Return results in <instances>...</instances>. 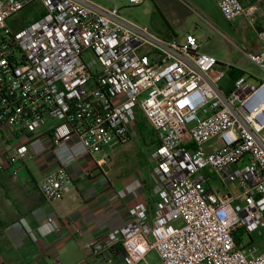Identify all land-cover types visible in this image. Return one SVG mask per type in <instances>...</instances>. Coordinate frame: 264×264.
Segmentation results:
<instances>
[{"label": "built area", "instance_id": "built-area-1", "mask_svg": "<svg viewBox=\"0 0 264 264\" xmlns=\"http://www.w3.org/2000/svg\"><path fill=\"white\" fill-rule=\"evenodd\" d=\"M38 7L23 24L20 15ZM218 8L256 29L258 5L219 0ZM258 38L262 51L247 57L264 75V28ZM217 64L194 35L163 39L116 4L0 0V176L17 179L18 165L48 152L58 165L39 190L60 201L73 188L68 164L102 155L97 168L107 169V149L145 121L159 141L153 176L164 184L162 202L151 225L140 203L118 233L123 264L151 252L160 264H264L253 239L259 232L264 246V77L243 75L227 89L225 73L212 74ZM217 178L239 194L213 188Z\"/></svg>", "mask_w": 264, "mask_h": 264}, {"label": "crops", "instance_id": "crops-1", "mask_svg": "<svg viewBox=\"0 0 264 264\" xmlns=\"http://www.w3.org/2000/svg\"><path fill=\"white\" fill-rule=\"evenodd\" d=\"M177 1L188 18L193 11L184 1ZM185 1L194 3L192 0ZM195 1L200 4L197 7L201 12L207 7L204 1ZM218 1L212 0L216 8ZM239 1L244 7L258 5V13H264V0ZM240 18L244 21L245 17L236 20ZM259 19L256 30L264 28L262 24L258 26ZM187 35L194 34L187 33L174 40L183 42ZM261 51L258 40L257 47L246 54H258ZM236 63L229 65L245 75L254 74ZM224 86H228L226 79ZM139 130L140 137L148 141L150 139V144L154 146L153 166L143 176L138 174L135 178L115 180L110 177L108 169L97 168L96 162L102 155L93 158L82 156L68 164L74 179L72 192L64 199L50 203L39 190L40 182L58 165L56 157L50 153H45L40 159L28 157L23 161L17 179H12L8 173L2 174L0 264H123V251L117 244L118 233L130 222L133 211L140 203L146 205V223L151 225L154 212L162 202L161 191L164 187L153 176L159 145L157 135L145 121H141ZM106 153L110 156V149ZM49 219H53V222L50 223ZM91 242L101 245L103 250L96 254L88 249L86 245Z\"/></svg>", "mask_w": 264, "mask_h": 264}, {"label": "rangeland", "instance_id": "rangeland-1", "mask_svg": "<svg viewBox=\"0 0 264 264\" xmlns=\"http://www.w3.org/2000/svg\"><path fill=\"white\" fill-rule=\"evenodd\" d=\"M101 6L118 5L123 16L144 27H148L153 33L167 40H174L176 37H183L187 33L194 34L201 44V52L209 54L216 58L218 64L212 70V74L225 73L231 68L232 62L243 67L253 76L252 81L257 82L258 78H263V73L249 61L247 54L258 45V31L252 26L247 19L242 18L228 22L222 15L220 9L214 6L212 0H202L207 5L203 9V13L197 6L200 4L192 0L194 3H187L193 11L186 18L185 11L177 0H142L140 5H129L126 0H91ZM180 1V0H179ZM29 8L20 15L23 24H29L42 9ZM189 11V10H188ZM264 12V8H263ZM199 14V16H198ZM259 17H261L259 19ZM259 19L258 26L264 25V13L257 14ZM257 26V25H256ZM257 78V79H255ZM146 123V122H145ZM149 130V128H148ZM148 132V131H146ZM141 131L125 144H113L110 149V164L107 166V172L110 177L115 180L135 178L138 174L146 175L147 171L153 166L154 146L146 139L140 137ZM213 148L219 147L218 144L212 145ZM210 144L208 150H211ZM20 169L22 164L18 165ZM155 166V165H154ZM26 172V171H25ZM211 186L215 189L221 188V192L231 190L238 195L237 187L234 183L222 186L217 178L211 182ZM262 230L260 233H263ZM255 244L260 250L264 249L261 236L258 233L253 234ZM245 242L249 239L245 238ZM142 264H160V260L155 252L148 254L145 262Z\"/></svg>", "mask_w": 264, "mask_h": 264}, {"label": "trees", "instance_id": "trees-1", "mask_svg": "<svg viewBox=\"0 0 264 264\" xmlns=\"http://www.w3.org/2000/svg\"><path fill=\"white\" fill-rule=\"evenodd\" d=\"M262 30V29H261ZM259 31V30H258ZM246 73H243V72H241V71H239V70H237L236 68H234V67H231V68H229L227 71H226V82L228 83V86L226 87L227 89H231L232 87H233V83H234V81L237 79V78H239V77H241V76H243V75H245ZM140 124H141V122H140ZM143 126L141 125V128H142Z\"/></svg>", "mask_w": 264, "mask_h": 264}]
</instances>
